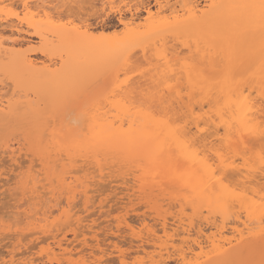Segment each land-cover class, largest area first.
Here are the masks:
<instances>
[{"label":"snow or ice","instance_id":"1","mask_svg":"<svg viewBox=\"0 0 264 264\" xmlns=\"http://www.w3.org/2000/svg\"><path fill=\"white\" fill-rule=\"evenodd\" d=\"M43 7L36 0L32 3L24 0L22 6L0 5V18L7 16L13 23L19 21L13 29L15 33L25 24L32 32L38 27L33 23L36 16L47 17L42 22L68 30L73 49L86 50L93 56L87 63L77 62L71 89L62 102L52 105V117L46 126L35 129L40 143L59 142L61 159L64 152L69 155L91 153L121 138L136 147L141 164L145 158L159 159L166 155L174 162L181 179L187 178L180 189L184 198L178 203L193 222L213 214L231 219L235 212V218L249 229L251 236L257 235L251 221L258 214L262 229L258 235L264 240V189H261L257 206L254 196L242 191L239 181L233 183L234 177L227 171L229 167L233 170L244 168L255 154L260 160V171L264 172V129L260 133L258 151L251 139L250 114L255 110L253 82L231 66L209 61L207 53L202 55L199 46L193 50L191 43H185L182 51H177L179 45L170 47L166 38L173 35L176 26L166 15L170 5L160 0L155 5L151 0L143 4L131 0H79L73 9L75 12L78 7L79 12L67 21L48 17L47 12H41ZM184 7L193 14L198 6ZM214 7L217 5H205V10ZM236 7H258L260 29L264 33V0H260L259 5ZM145 12L146 16L143 15ZM113 21L115 27L111 28L109 25ZM141 53L143 62H137L136 66L147 84L140 89L138 98L135 91L128 92L126 84L130 65ZM61 55L63 57V53ZM69 57L72 58V49ZM259 88L257 95L264 113V58ZM13 92L15 95V89ZM119 113L124 115L120 116L116 131L117 122L109 121L107 117ZM57 120L61 121L59 126ZM193 120L200 134L189 138L184 129ZM85 124H88L87 130ZM48 129H51L50 134ZM245 133H248V139H245ZM241 159L244 164L239 163ZM53 171L56 175L51 183L61 196L68 197L70 209L74 193L68 173H62L58 165ZM245 198L252 203L245 204ZM141 204L147 210V205ZM237 204L240 205L238 211ZM152 211L158 210L153 208ZM13 264L36 262L14 260ZM102 264L115 262L104 261ZM120 264H126V261L121 260ZM127 264L137 262L128 261ZM183 264H199V261L183 259ZM223 264L239 262L225 261ZM244 264H264V246L259 261Z\"/></svg>","mask_w":264,"mask_h":264},{"label":"rangeland","instance_id":"2","mask_svg":"<svg viewBox=\"0 0 264 264\" xmlns=\"http://www.w3.org/2000/svg\"><path fill=\"white\" fill-rule=\"evenodd\" d=\"M183 1L185 2V0H160L161 3L165 4V2H170V5L172 4V8L174 9H172V11L170 10L171 13L168 9H166V15L172 18L173 14L175 13L174 16L177 17L178 20H180V18H186V14L188 11L185 10L186 8H183L185 5H187H184ZM197 1L199 2L198 8L201 9V7H203L202 11H205V5H208L206 3L209 2H207V0L205 2L204 0ZM23 2L24 0H0V5L22 6ZM32 2L33 0H29V3ZM36 2L44 6L41 10L42 13L47 12L48 17H54L57 21L61 19L67 21L68 19L73 18L76 13L79 12L78 7L76 8L75 12L73 10L74 6L78 5L79 0H36ZM131 2L135 3L134 0H131ZM217 2L218 0H216L214 3ZM151 3L154 4L153 1H151ZM197 13L200 14L199 12ZM125 15L129 16L128 13H125ZM46 19L47 17L37 15L33 23L35 25H38V27H34L32 32H38L44 26V24L46 26L45 28L48 30H63L61 28H54L53 26L48 25L46 22H42V20L46 21ZM136 22L139 23L140 21L137 20ZM210 22L211 21H209V23H204L206 24V26H208L207 24H210ZM222 22L223 21L219 22L220 24L214 21L211 22V24L215 23V25L210 24L211 29L212 26H214L212 32H209V35L211 33V36L207 34V29L203 30L205 26L203 27L204 23H202L200 28H198L200 30L194 29L195 31L198 30L197 32L192 30L195 33L194 37L193 34L189 33V31L188 33H186V29H183L179 32L177 31L176 34L173 33L171 37H168L166 39H168L170 47H176V45H179L177 51H182L185 43H191L193 50H196L197 46H199V49H201L204 44L209 45V42L212 43L213 46V41L217 42V39L221 37V35V38L223 39L224 34L228 32L227 29L229 30L228 27H231L233 25V29L232 27L230 28L231 31L233 30V32H235L234 29H237L235 27L237 22H231V25L228 21L223 23ZM6 23H11L17 26L19 24V21L13 23L7 16L0 18L1 25H5ZM115 23L116 22L113 21L112 24L109 25V27L114 28ZM216 23L218 24V26H223V28L220 29V26H217L216 28ZM210 28L207 31L211 30ZM224 29L226 32H224ZM217 30L220 32V34L221 31L224 34L222 33L220 35ZM21 31V33L17 34L9 33L8 31H3L0 29V42L3 43L2 45H4L6 49L9 48L10 50L11 48L16 52L18 51V49L21 52L23 51L21 59H23L25 62L29 59V61L32 60L31 62L34 64V66H36V68H41V66L43 67L45 65L44 67H47L48 69L56 70L62 65V63L69 60L68 56L66 55V51L64 52V49L60 45H58V43L54 38L51 37L50 34H46L48 33V31L45 33L42 30V37H44L43 40L41 39L42 37L39 39V37L32 36V32L28 30L26 24L23 26V29ZM215 31L217 33V36L220 35L218 38L216 37ZM231 31L229 30V34L231 33ZM214 34L217 39H214L215 37H212ZM226 34L225 36L227 37ZM45 36L47 37V39L53 40L52 45L48 47L47 56L29 53L28 49L30 48H33V50H40V48H42L43 50V47L45 45L44 41L46 39ZM15 38H18L19 42L18 44L12 45L10 40ZM206 39L209 41H207ZM223 40L220 39L219 41L224 44ZM221 42L220 45H222ZM217 44L219 45V43H215L216 47ZM210 45L208 46L209 49H206L207 46L205 45L204 46L206 48L202 47V49L200 50L202 55L206 50H214V47H211L213 49L212 50L210 48ZM219 47H221L219 49H222V46ZM216 49L218 50V48ZM217 50H214L215 53ZM219 51L221 52V50ZM220 52L217 51L216 55H219ZM62 53L63 57L61 55ZM213 53L211 55H213ZM215 53L213 56L209 55L208 53L207 54L209 55L208 57L211 56L212 58L214 57L215 59H217ZM224 53L226 54L227 52ZM6 55L5 57H0V98L3 99V101H7L10 99V97H13V99H19L22 102H30L31 104L34 103L38 106V108H42L44 109V111H49L50 113V110H52V105L62 102L65 94L71 89L70 85V87H64L60 90H49V92L46 89V87L48 86L44 87L43 84L39 83L40 79H36L37 77H34V79L32 77L30 78L24 73H14V79V74H10V71L7 72V70H9L10 68L9 60H11L13 56L10 57L11 59H8V56ZM10 55L11 54H9V56ZM227 55L231 54L228 53ZM221 56L223 57L224 55L220 54L219 57ZM214 58L212 61L215 60ZM222 59L223 58H221V60ZM86 61L87 60H85V62ZM137 62H143V53H141V56L138 58V60H134L132 65H130L127 74L128 81L126 87L129 93L135 91L137 93V97L139 98V91L147 84V80L142 75H140V70L136 66ZM223 63L221 62L222 65ZM235 69L237 71L239 70L238 72H241L243 76L248 80H253L252 74L254 70L252 68L245 72H242L244 70H240L237 68ZM36 84L40 85L39 89L35 88L37 86ZM69 84H67V86H69ZM59 88H62V86ZM14 89L15 95L13 92ZM259 92L260 91H258L255 87V91L252 93L255 100V110L253 111V114H251V117H255L254 114H256V112H261V105L259 103L260 96L257 95V93ZM51 116L49 115V118H51ZM46 117L47 118L43 120L45 122L49 120L48 115H46ZM57 121L58 122L56 123L58 126V124H60L61 122L59 120ZM39 123L37 126L40 125ZM181 123L183 124V121H181ZM258 125L256 124V126ZM21 126L23 128L24 125ZM21 126L19 127L13 125V129H11L10 127H8L7 130H5L4 128V130L0 129V264H13L14 260L18 262L25 260L35 261L36 264H102V262L104 261H114L115 264H120L121 260L126 261V264L128 261H136L137 264H176V262L179 261V255H182L186 259L192 261H195L197 259L199 262L201 261L200 263H202L203 260H205L204 257H207L204 256L206 252L208 250H213L212 248H209L211 243L207 238H211V240L214 241V244L211 245V247L214 246L215 248H217L222 241L223 243L221 244L224 245L225 243L224 247L227 245V240L232 241V243L234 244V239L238 238L239 235L232 230L234 222L237 221V219L235 218L236 213L232 215L231 219L225 217L224 222H222L223 217L220 218V216H217L215 214L211 215L210 218L200 217L195 222H193L190 216L181 211L178 203L179 200L184 198V193L179 190L181 192V194H179L180 192L177 190L179 192L178 193L176 191L177 188H175V191L174 189L172 191L173 196L169 195L171 194V189L167 191L169 193H166V190H168V186L166 187L164 184L161 185V183L160 185L162 187L164 186L165 188H167H164L165 192H162L163 189L162 191H160L161 188L159 190L156 189L159 187H154V184L158 185L160 179H154L153 177L149 178L147 176L149 174L147 173V175L144 173V176H147L148 178L144 176H141L142 178H140V175L143 173L142 169L140 168L143 167L141 166L140 168H138L140 165H142L141 163H139V161L137 163V160H135L138 166L136 167V163H131L132 160L129 161L130 163L127 160V165L125 159L119 155L111 154L113 156H103L105 159H103L104 161L102 160L103 157L101 156L99 157V164L102 165L101 169L97 168L98 165L93 162V159L92 162H89L91 161L89 160L90 155H88V159H86L88 162L86 160L83 161V156L80 155L81 160L79 158H75V156H71L74 159L79 160H75V162L73 159V162L70 161L69 163V160L72 159H70L71 157H68V153L67 156L64 155V152V160L59 158V161H63H56L58 158L56 154H61V152L58 151L60 149H56L55 151L51 149L54 159L50 161L52 156L48 154L49 150L47 152L46 147L44 149L48 154L46 155L47 157L43 155V157L46 158L41 157L43 159L38 158V160L36 158L37 156L31 155V152L33 154L34 150L32 147V149H30L29 151V147L31 148L32 146L29 145L33 143L32 141H35L36 143V140H38L39 138H35L36 140H34V135L31 136L29 140H26L25 137L22 136L25 135V133H23V130L26 128L22 129ZM14 127H17L19 131ZM259 128V131L264 129V123L261 124V127H257V129ZM198 129L199 128L196 126L195 120H193V122L189 124L184 129V131L187 133L188 137L191 138L200 134ZM13 130L16 131L14 132ZM5 131H9V134H14L8 135V133ZM31 131L30 133L33 132ZM256 131L257 130L255 129L254 132ZM17 132L19 133L17 134ZM257 132L256 134H258ZM259 134L258 136L260 137ZM255 136H251V139ZM248 138L249 135L245 136V139ZM24 139L25 142L29 141L31 143L28 144V142L26 145V143H24ZM4 140L8 143V148H10L11 144V150L14 151H11L14 153L13 156L15 157L14 158L11 156L12 159L14 158L13 162H10L12 159L10 160L11 157L8 155L11 152L8 153L5 151H9V149H5L6 147H4L3 145ZM22 143L24 144L22 145ZM35 143L33 144V146H37L36 144L38 143ZM45 143L44 144L48 146L49 141H45ZM201 144H203V141H201ZM256 146L258 151L260 145ZM48 147L51 148V146ZM37 148L39 147L37 146ZM40 149L41 151L43 150L42 148ZM35 150L38 149L35 148ZM38 151L40 152V150ZM36 153L38 152L36 151ZM38 154V156H41L40 153ZM49 155L51 156V158L48 157ZM55 156L57 157L56 160ZM76 156L78 157L79 155H77L76 153ZM45 159L50 162H53V160H55L54 162L56 163L50 164V162L46 161L44 163L43 160ZM40 162H42L44 165ZM132 162H134V160ZM46 163H49V166L46 165L47 168L43 167ZM239 163L244 164V160L241 159ZM57 165L62 173H68L67 178L72 182V188L74 187V189L76 190L75 192L73 189L75 193L71 201L70 209L67 207L69 203L68 197L61 196L58 191H55L54 185L51 183L52 177L56 175V173L53 171V167ZM260 167L261 165L258 156L252 154V159L249 161V163L242 169L238 167L237 170L240 171L241 174H245L246 176L251 174L254 175V172L256 173V176L257 174L259 176L260 172H262L260 171ZM98 169H101V171H99ZM231 169L232 168H230V170ZM44 170L47 172L49 171L50 173L48 172V174L50 176L47 174V172H44ZM228 170L229 169H227V171ZM233 171L236 172V170ZM143 177L147 180H144ZM139 178L143 179V181H141ZM259 179V185L246 183L244 186H240L242 191L246 190L249 194L254 196L257 205L262 195L261 189H264V180L261 178ZM32 182H38L37 184H35V188H37L38 194L35 191L36 189L33 188L34 184H32ZM84 186H87L86 192ZM31 187L34 189V191L33 189H31ZM29 188L35 193L34 200L32 199L33 194L31 196V191ZM28 189L30 193L28 192ZM51 190L53 191L52 194L50 193ZM24 191L27 193L25 194ZM84 193L86 195H84ZM36 196L39 197L37 198ZM85 201H88L87 204H85ZM245 201V204H250L248 202L250 201L249 199L245 198ZM141 202L147 205V210L142 206ZM153 208L157 209L158 211H152ZM39 209H41V211ZM39 211L43 212V217L47 213H50L49 218H47V215L44 217L47 218L46 220L48 221H44L45 224H41L39 226L40 228L37 226L38 223H42L45 219H43L41 222H35L39 215L34 214ZM24 213L27 215H25ZM207 216L208 214L206 213V217ZM162 221H165V227H163L162 224L164 222ZM253 223L255 224V221H253ZM90 224H92V227ZM212 224H215L217 226V229ZM239 224L237 225L238 229L242 231V237L246 238L248 236L247 233L249 232V229L247 230V228L245 229L244 226ZM254 224H252L254 227L253 231L258 229L255 228L257 225ZM42 225L46 227L41 229ZM218 229L220 232L218 231ZM43 230L45 231L42 232ZM74 230H78V236H76L75 239L73 238L74 236L72 233V231ZM80 235H82L83 237ZM94 235L96 236V240H98V242L93 238ZM63 236H65L66 239L64 241L61 240ZM59 240L60 242L62 241V243L59 244L60 246L57 243V241ZM224 240L226 242H224ZM215 241L218 243H216ZM196 244H200L202 249H198L196 247ZM81 247H84L83 250L81 249ZM92 247H94L93 252L90 249ZM226 247H228V245ZM98 249L100 251H98ZM90 252L94 254L93 258L90 257ZM213 252L208 251L210 256L215 254ZM259 252L257 253V255L259 256H257L258 258L261 257V254ZM99 258L100 260H97Z\"/></svg>","mask_w":264,"mask_h":264},{"label":"bare ground","instance_id":"3","mask_svg":"<svg viewBox=\"0 0 264 264\" xmlns=\"http://www.w3.org/2000/svg\"><path fill=\"white\" fill-rule=\"evenodd\" d=\"M151 1H153L154 2V4L153 5H155L156 3H157V0H151ZM206 0H204V2H205ZM216 1V0H215ZM215 1H213V0H207V2H209V3H206V4H208V5H217V7H214V8H208L207 10H203L202 11V8L203 7H201V9H199L198 7L196 8V9H194L193 10V14H190L188 11H189V9H185L186 11H187V14H186V18H180V20H178L177 19V17H175L174 16V14H173V17H172V20H173V23L175 24V26H176V28H175V34H176V32L178 31H180V30H183V29H186L185 31H187L186 33H188V31H189V33H191V34H193V37H194V29H198V28H200V26L202 25V23H209V21H214V22H217L218 24H220L219 22H221V21H223V22H229L230 23V25H231V22H237V24H236V30L234 29V31L235 32H233V30L231 31V27H232V29H233V25L231 26V27H228L229 28V30L231 31V33L229 34V30L227 29V31L228 32H226L225 31V29H224V32H226L225 34L227 35V37L225 36V34L221 31V34L223 33L224 34V37H223V39L221 38L222 37V35L220 34V32L217 30V32H219V34L221 35V37H219L220 35H218L217 36V33H216V31H215V33H216V37L218 38H216L215 37V34L212 36V37H215L214 39H217V42L216 41H213L214 42V44H213V46H212V43H210L209 42V45H210V48L212 47H214V50H217L216 48H218V52H220L219 50H221V52H220V54H222V55H224L223 57L221 56V57H219L220 56V54L217 56L216 55V53H217V51H216V53H215V51L213 50V51H209V50H206V51H204V54L205 53H210L209 55H211L213 52L215 53V55H216V58L217 59H215L214 57V62H217L218 64H219V62H220V64H221V62L223 63V61H224V63H223V65L224 66H231V67H233V68H237V69H240V70H244V71H242V72H245V71H247V70H249L250 68H252L253 70H254V72H253V76H252V78H253V80H252V82H254V86L256 87V89L258 90V91H260V88H259V80H260V68H261V60H262V58H264V33H262V31H261V29H260V10H259V8L258 7H256V8H252V7H247V8H245V7H236L237 5H259V3H260V0H218V2L217 3H214ZM134 2L135 3H137V2H139V3H146V2H148V0H134ZM187 2V3H186ZM165 4H168V5H170V2L168 3V2H165ZM183 4L185 5V4H187V5H189V6H191V5H196V6H199V2L197 1V0H185V2L183 1ZM205 4V3H204ZM174 5V4H173ZM204 6V5H203ZM174 7V6H173ZM183 8H185V7H183ZM172 9H174V8H172V4L170 5V7L168 8V10H169V12L171 13V11H172ZM171 10V11H170ZM173 12H174V10H173ZM197 12H199L200 14H198ZM129 14V16L131 15V13H128ZM145 16L147 15V13L145 12V13H143ZM137 15H140V13H137ZM170 15H172V14H170ZM177 16V15H176ZM142 18V17H141ZM179 18V17H178ZM204 21V22H203ZM211 22H210V24H211ZM222 22V23H223ZM140 23V22H139ZM203 24V27H204V29L203 30H208L209 28H210V26L213 24V25H215V23H212L211 25L210 24H207L208 26H206V24ZM216 23V28H217V26H218V24ZM225 24H227V23H225ZM224 25V24H223ZM229 25V24H228ZM199 26V27H198ZM220 26V25H219ZM218 26V27H219ZM16 26L15 25H13V24H11V23H6L5 25H1L0 24V29L1 30H3V31H8L9 33H14L13 32V29L15 28ZM42 27V26H41ZM46 26H45V24H44V26L38 31V33L39 34H36V35H33L32 34V36H36V37H39V39L42 37V34H43V32H47L48 31V33H46V34H50L51 35V37L52 38H54L55 39V41L58 43V45H60L63 49H64V52L66 51V55L68 56V61H66V62H64V63H62V65L59 67V68H57L56 70H51V69H48L47 67H42L41 66V68L39 69V68H36V66H34V64L31 62V61H29V59L25 62L23 59H21V55H23V51L21 52L19 49H18V51L16 52V51H14L13 49H11L10 48V50H9V48H7L6 49V47H4V45H2L3 43L2 42H0V57L1 56H3V57H5V55L6 56H8V59L11 57V56H13L12 57V59L11 60H9V70H7V72L8 71H10L9 73L10 74H14V73H24V74H26V75H28L30 78L32 77L33 79H34V77H37L36 79H40V81H39V83L40 84H43L44 85V87H46V86H48V87H46V89H47V91H53L54 89L56 90H60V89H63L64 87L65 88H67V87H70V85L72 86V84L71 83H73V78H74V76L77 74V62L78 61H80V62H85V60H87L86 62H88V61H90L91 60V58H92V56H93V54L92 53H90V52H88V51H86V50H78V49H73L72 48V40H71V38L69 37V35L67 34L68 33V30L67 29H63V30H48V29H46L45 28ZM207 27H209V28H207ZM214 26H212V29H214L213 28ZM40 28V27H39ZM44 28V29H43ZM202 28V27H201ZM220 29H222L223 28V26H220L219 27ZM218 28V29H219ZM211 29V28H210ZM212 29L211 30H209V31H207L206 30V32H208L207 34L209 35V32L211 31L212 32ZM42 30H43V32H42ZM192 30H194V31H192ZM198 30H200V29H198ZM198 30H196L195 32H197ZM22 31H17V32H15V33H17V34H19V33H21ZM193 32V33H192ZM179 34V33H178ZM213 34V33H212ZM229 34V35H228ZM49 35V36H50ZM187 35H189V34H187ZM209 36H211V33H210V35ZM43 38L44 37H42L41 39L43 40ZM45 41H44V47H43V50H42V48H40V50H36V49H34L33 50V48H30V49H28L29 50V53H31V54H39V55H43V56H47V51H48V47L50 46V45H52V41L53 40H51V39H47V37L45 36ZM209 38V37H208ZM213 39V40H214ZM223 40L224 41V44L221 42V41H219V40ZM207 40V39H206ZM211 40H212V38H211ZM11 41V43H12V45H15V44H18V42H19V39L18 38H15V39H12V40H10ZM207 41H209V40H207ZM206 42V41H205ZM220 42H221V44L222 45H220ZM203 43V42H202ZM208 43V42H207ZM215 43H219V45L217 44V47L215 46ZM207 46V48L205 47V46ZM202 47H205L206 49H209L208 48V46L209 45H207V44H204ZM219 46H222V49H219V48H221V47H219ZM46 47V48H45ZM202 47H201V49H202ZM223 47H224V50H223ZM45 48V49H44ZM204 48V49H205ZM32 49V50H31ZM70 49H72V58L70 59V57H69V50ZM200 49V50H201ZM209 51V52H208ZM229 51V52H228ZM9 52V53H8ZM224 52H227L226 54L224 53ZM214 53H213V55H214ZM228 53H230L231 55H227ZM9 54H11L10 56H9ZM207 54V55H208ZM208 55V56H209ZM213 55H211V56H213ZM208 57V59H210L209 61H212L213 60V58L212 57ZM85 57V58H84ZM218 57H219V59H218ZM2 58V57H1ZM87 58V59H86ZM221 58H223L222 60H221ZM20 59V60H19ZM81 60H84V61H81ZM217 60V61H216ZM219 61V62H218ZM85 62V63H86ZM222 64H221V66H223ZM7 68V67H6ZM6 68H5V71H6ZM11 69V70H10ZM51 70V71H50ZM239 71V70H238ZM11 72H13V73H11ZM257 76V77H256ZM13 77H14V79H15V74L13 75ZM250 80V79H249ZM68 81V82H67ZM70 83V84H69ZM67 84H69V86H67ZM37 86L35 87V88H37V89H39L40 88V85L39 84H36ZM62 86V88H59V87H61ZM49 91V92H50ZM52 93V92H51ZM54 93V92H53ZM10 98H12L11 99V102H10V99L9 100H7V99H5V100H7V101H3V99H1L0 98V129H2V130H7L8 129V127H10L11 129H13V125L14 126H21V125H24L23 126V128H26V129H24L23 130V133H25V135H22V134H20V135H22V136H24L25 137V139L27 140H29L30 138H31V136H34L35 134V128H41V129H43L45 126H46V124H47V122L48 121H43V120H45L47 117H46V115H48V118H49V115L51 116L52 115V110H50V113H49V111H44V109H40V108H38V106L36 105V104H34V103H30V102H22V101H20L19 99H16V98H14L13 99V97H10ZM261 109V108H260ZM42 113V114H41ZM46 114V113H48V114H46V115H44V114ZM251 114H253V112L251 113ZM250 114V115H251ZM40 115H41V117H40ZM122 115H124L123 113H119V114H117V115H112V114H109V116L107 117V119L109 120V121H116L117 122V129H116V131H118L119 130V119H120V116H122ZM253 116V115H252ZM254 116L255 117H251V120H252V122H251V132H252V135L251 136H255V137H253L252 139H254V141H255V143H256V145H260V137L258 136V134L261 132V131H259L260 130V128L259 129H257V127H261V124L262 123H264V113H262V112H256V114H254ZM39 117V118H38ZM52 117V116H51ZM36 119V120H35ZM42 119V120H41ZM50 119V118H49ZM41 120V121H40ZM34 121H36V122H34ZM254 121H256V122H254ZM34 122V123H33ZM40 122V123H39ZM56 122H58V121H56ZM61 122V121H60ZM258 122V123H257ZM36 123V124H35ZM38 123L40 124L39 126H37L38 125ZM64 123H65V126H67V124H66V121H64ZM253 123V124H252ZM35 126H34V125ZM43 124H45V125H43ZM255 124V125H254ZM256 124L258 125V126H256ZM33 126H34V129H33ZM58 126H59V124H58ZM253 126H255V127H253ZM4 128V129H3ZM14 128H17V127H14ZM21 128H22V126H21ZM21 128H20V130H21ZM22 128V129H23ZM84 128L87 130L88 129V124H85L84 125ZM257 130V131H259V132H257L258 134H256V132H254V130L255 129ZM31 129H32V131L34 132H32L31 131ZM17 130H18V128H17ZM199 130V129H198ZM12 131V130H11ZM10 131V132H11ZM14 131V130H13ZM16 131V130H15ZM14 131V132H15ZM19 131V130H18ZM30 131L32 132V133H30ZM5 132H7V131H5ZM9 132V131H8ZM7 132V133H8ZM21 132V131H20ZM48 132H49V134L51 133V129H48ZM4 133V132H3ZM19 132H17V134H18ZM22 133V132H21ZM11 134V133H10ZM9 133H8V135H10ZM14 134V133H13ZM13 134H11V135H13ZM16 134V133H15ZM31 134V135H30ZM33 134V135H32ZM260 135V134H259ZM30 136V137H29ZM245 136H248L247 135V133H245ZM259 137V138H258ZM5 138H6V136H5ZM23 138V137H22ZM35 138H39L37 135H35V137H33V139L34 140H36ZM25 139H24V143H26V145H27V143L29 142V141H26L25 142ZM32 139V140H33ZM164 139V137H161V140H163ZM6 140V139H5ZM5 140H4V142H5ZM32 140H30V141H32ZM38 141H40L39 139L38 140H36V143H38V144H36L35 143V141H32L33 143H31V142H29L28 144H30L29 146H31V148L29 147V151H30V149H32V147H33V154H32V152H31V155H33V156H37L36 158L38 159V158H41V157H43V155L44 156H46V155H48V154H50L51 156L53 155V153H52V150L51 149H53L54 151L57 149H61V145L59 144V142H54V141H51V140H49V143H48V146H51V148L50 147H48L47 145H45V144H47V143H45L44 145H42L40 142H38ZM4 142H3V145H4V147H6L5 149H7L8 148V143L7 142H5V144H4ZM46 142H48V141H46ZM24 143H22V145L24 144ZM36 144L39 148H37V146H33V144ZM7 144V145H6ZM6 145V146H5ZM3 147V146H2ZM3 147V148H4ZM46 147V151L48 152V150H49V152H48V154L46 153V151H45V148ZM167 147H168V145L167 144H165L164 145V148H165V151H167ZM35 148L36 149H38V150H40V152L38 151V150H35ZM40 148H42L43 150V152L41 151V149ZM50 148V149H49ZM9 149V151H7V150H5L6 152H8V153H10L11 151H13V150H11V144H10V148H8ZM36 151L38 152V153H40V155L41 156H38L39 154L38 153H36ZM53 151V152H54ZM58 151H60V150H58ZM5 152V153H6ZM14 152V151H13ZM13 152H11L10 154H8L10 157L12 156V157H14L13 155H14V153ZM42 152V153H41ZM46 154H45V153ZM61 152V151H60ZM60 152H58V153H60ZM13 153V154H12ZM44 153V154H43ZM55 153H57V152H55ZM76 153H77V155H79L78 157L76 156ZM7 154V153H6ZM34 154H36V155H34ZM75 154V155H74ZM111 154H114V155H119V156H121L122 158H124L125 159V162H127V160H128V162L130 161V160H134V162H132L131 161V163H138V161H139V153H138V151H137V149H136V147L133 145V144H130L128 141H127V139H125V138H121V139H117L116 141H114L113 143H111V144H109V145H105L102 149H99V150H96V151H93V152H91V153H84V154H80L79 152H74L73 154H71V155H69L68 154V157H71V156H75V158H79L80 160H81V156H83L82 158V160L83 161H85L86 159H88V155H90V158H89V160H91V161H89V162H92V159H93V162H95L96 163V165H98V167L97 168H101V166L102 165H100L99 163H100V160H99V157H106V156H113V155H111ZM48 156L49 158H51V156ZM55 155V154H54ZM57 155V157L55 156V160H56V158H57V160L56 161H59V158L61 157V154L59 155V154H56ZM64 155H66L67 156V152H65V154ZM81 155V156H80ZM124 156V157H123ZM12 157L10 158V160L12 159ZM47 157V156H46ZM46 157H43V158H46ZM65 157V156H64ZM63 157V158H64ZM104 157L102 158V160L104 159ZM134 157H135V159H134ZM15 158V157H14ZM14 158L10 161V162H13V160H14ZM43 158H41V159H43ZM48 158V159H49ZM52 159H54V157L52 156V158H51V160L50 161H52ZM61 159V158H60ZM65 159H69V158H65ZM70 159H72V160H69V163H70V161H72L73 162V157H71ZM79 159H74V161L75 160H79ZM124 159H123V161H124ZM39 160V159H38ZM55 160H53V162H50V161H47V159H45V160H43L44 161V163H45V161L46 162H50V164H53V163H56V162H54ZM64 160V159H63ZM63 160H60L59 162H61V161H63ZM101 160V161H102ZM105 160V159H104ZM103 160V161H104ZM135 160H137L136 162H135ZM41 161V160H40ZM87 161V160H86ZM76 162V161H75ZM88 162V161H87ZM128 162H127V165H128ZM40 163H42V162H40ZM130 163V162H129ZM137 163L135 164L136 165V167H138L137 166ZM140 163V162H139ZM43 164V163H42ZM49 163H46L45 164V166H43V165H41V166H43V167H46L47 168V166L46 165H48ZM91 164V163H90ZM62 165V164H61ZM95 165V166H96ZM138 165H140V164H138ZM49 166V165H48ZM143 167V168H140V167ZM51 168V167H50ZM49 168V169H50ZM138 168H140V169H142V174L140 175V178H142L141 176H144L146 173L147 174H149V175H147L149 178H158V179H160V181H159V183H158V185H155L154 184V187H159V188H156V189H160V191H162V189H163V191L162 192H165V189H167V188H165L164 186L162 187L161 185H165L166 187L168 186V190H166V193H169V192H167V191H169L170 189V191H171V194H169V195H172L173 196V194H172V191H173V189H174V191H175V188H177L176 189V191L178 190H180L181 189V187H182V185H183V183L186 181V177L182 180L181 179V174H180V172H178L177 170H176V168H175V164H174V162H170L169 160H168V158H167V156L165 155V156H163V157H161V158H159V159H155V158H153V159H147V158H145L144 159V163L142 164V165H140ZM231 168V167H230ZM230 168H228L229 170H230ZM44 169V168H43ZM102 169V168H101ZM101 169L99 170V171H101ZM45 170H48V169H45ZM44 170V172H47V171H45ZM229 170H228V172H229ZM236 170V172L235 171H233L232 169L230 170V172L229 173H231V175H232V177H234V179H233V183H236L237 181H239V183H240V186H244L246 183H251V184H255V185H259V181H260V179L259 178H261V179H263L264 180V172H260V175L258 176V174H257V176L255 175L256 173L254 172V175H248V176H246L245 174V176L243 175V174H241V172L240 171H238L237 169H235ZM49 172V171H48ZM48 172H47V174H48ZM240 172V173H239ZM50 173V172H49ZM145 173V174H144ZM46 174V175H47ZM49 175V174H48ZM50 176V175H49ZM147 176H144V177H146V178H148ZM144 177H143V179H144ZM139 178V179H140ZM144 179V180H147V179ZM143 179H140L141 181H143ZM33 181V180H32ZM148 181H150V180H148ZM158 181V180H157ZM162 181H163V183H162ZM155 182V181H154ZM38 182H32V184H34V189H36L35 191L37 192V194H38V190H37V188H35V184H37ZM160 183H161V185H160ZM144 184V183H143ZM160 185V186H159ZM33 186V185H32ZM146 186V185H145ZM86 187L87 186H84V188H85V192H86ZM32 187H31V189H33ZM41 188H42V186H41ZM44 188V187H43ZM165 188V189H164ZM24 189H26V188H24ZM23 189V190H24ZM30 189V188H29ZM29 189H28V192L30 193V191H31V189H30V191H29ZM34 189H33V191H34ZM73 189H74V187L72 188V191H73ZM147 189H149V188H147ZM153 189H155V188H153ZM33 191H31V196H32V194H33V200L35 199V197H34V192ZM74 191L76 192V190L74 189ZM73 191V193H75ZM177 191V192H178ZM25 192V191H24ZM83 192H84V190H83ZM180 192V191H179ZM178 192V193H179ZM182 192V191H181ZM181 192L179 193V194H181ZM27 192H25V194H26ZM50 193L52 194L53 193V191L51 190L50 191ZM24 194V193H23ZM36 194V195H37ZM84 195H86L85 193H84ZM177 196V195H176ZM37 198L39 197V196H36ZM250 200V199H249ZM86 203L85 204H87V202L88 201H85ZM245 202H247V201H245ZM250 204L252 203V200H250V201H248ZM248 204V203H247ZM258 206V205H257ZM237 208L238 209H240V205L239 204H237ZM237 209V210H238ZM40 211H41V209H39ZM37 212V213H35L34 215H39L38 216V218H37V220H35V222L37 223L38 221L39 222H41L43 219H45V220H43V222L42 223H38V227L41 225V224H45V222L46 221H48V220H46L47 218H49L50 216H49V214L47 213V211H46V215H47V218H44L46 215H44V217L42 216V213L43 212ZM39 213V214H38ZM235 213V212H234ZM233 213V214H234ZM25 214V213H24ZM25 215H27V214H25ZM258 215V214H257ZM40 216H42V217H40ZM221 217H223V221L222 222H224L225 221V216H220V218ZM245 217L247 218V214L245 213ZM40 219V220H39ZM45 221V222H44ZM253 221H255V224L257 225L255 228L257 229V230H255L254 232L255 233H257V235H249V232L247 233V237L246 238H243L242 237V231L240 230V229H238V224L239 223H241V222H239V220H237L236 222H234V226L232 227V230L234 231V232H236L239 236H238V238H235L234 240H235V243L233 244L232 243V241H230V240H227L228 242H227V245H228V247H224V245H225V243H224V245L223 244H221V243H223V241L220 243L221 244V247H220V244H219V246L217 247V248H215L214 246H212L211 247V245H213L214 244V241L213 240H211V238H207L208 239V241L211 243L210 244V246H209V248L211 249H213V250H208L209 252L210 251H214L213 253H215L214 255H212V256H210L209 255V253H208V251L206 252V254L204 255V256H207V257H204V259L205 260H203V262L202 263H200L199 262V264H223V262H225V261H236V262H239V264H244V262H247V261H252V260H255V261H259L260 260V258H258L259 256L257 255V253L259 252L260 254H261V248H262V246H264V240H261V238H260V236L258 235V233L261 231V225L259 224V219H258V216H257V218L255 219V220H252L251 221V223L252 224H254L253 223ZM162 222H164L162 225H163V227H165V221H162ZM237 222H238V224H237ZM226 223V222H225ZM254 224V225H255ZM41 226V229H43V228H45L44 226ZM91 225V227H92V224H90ZM212 225H214V227L217 229V226L215 225V224H212ZM239 225H242L243 226V224H239ZM40 228V227H39ZM87 228H88V226H87ZM254 228V227H253ZM260 228V229H259ZM246 229V228H245ZM247 230H248V228H247ZM45 230H43L42 232H44ZM78 231V230H77ZM77 231L76 230H74V231H72V233H73V238L75 239L76 238V236H78V234H77ZM218 231H219V229H218ZM46 232H47V230H46ZM82 232V231H81ZM220 232V231H219ZM42 234V233H41ZM82 234V233H81ZM80 236H82V235H80ZM83 237V236H82ZM55 238V237H54ZM93 238L95 239V241H97L98 242V240H96V236L94 235L93 236ZM92 238V239H93ZM226 239V238H225ZM62 241H64V240H66L65 239V236H63L62 237V239H61ZM62 241L60 242V240L59 241H57V243H58V245L60 244V243H62ZM74 241V240H73ZM73 241H71V242H73ZM76 241V240H75ZM79 241V240H78ZM216 242V241H215ZM224 242H226L225 240H224ZM70 243V242H69ZM76 243V242H75ZM78 243V242H77ZM85 243V242H84ZM216 243H218V242H216ZM215 243V244H216ZM72 245V244H71ZM98 245V244H97ZM223 245V246H222ZM60 246V245H59ZM83 246V245H82ZM62 247V246H61ZM95 247V246H94ZM94 247H92V248H90L91 250H92V252H93V249H94ZM196 247L198 248V249H202L201 248V246H200V244H196ZM214 247V248H213ZM84 248V247H83ZM83 248L81 247V249L83 250ZM86 248V247H85ZM89 249V248H88ZM81 250V251H82ZM98 251H100L99 249H98ZM191 251H193V250H191ZM65 253V252H64ZM71 253V252H70ZM76 253H78V252H76ZM81 253V252H80ZM91 253V252H90ZM101 253V252H100ZM89 254V253H88ZM91 256L90 257H92L93 258V253H91L90 254ZM209 255V256H208ZM87 256H89V255H87ZM258 256V257H257ZM96 257V256H95ZM179 257V261H180V263L181 264H183V259H186L184 256H182V255H179L178 256ZM207 258V259H206ZM95 259V258H94ZM198 259H200V258H198ZM258 259V260H257ZM97 260H100V258L99 259H97ZM195 261H198L197 259L195 260Z\"/></svg>","mask_w":264,"mask_h":264}]
</instances>
